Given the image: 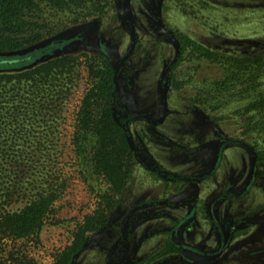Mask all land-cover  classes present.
I'll list each match as a JSON object with an SVG mask.
<instances>
[{
    "label": "rangeland",
    "instance_id": "374dc122",
    "mask_svg": "<svg viewBox=\"0 0 264 264\" xmlns=\"http://www.w3.org/2000/svg\"><path fill=\"white\" fill-rule=\"evenodd\" d=\"M158 2L156 19L150 9L152 0L129 1L139 44L119 74L117 113H134L132 129H138L139 135L148 129L193 127L192 115L198 111L206 119L209 117L213 132L221 129L241 136L264 155V0ZM82 5L57 10L44 3L42 18L61 29H54V34L25 50L1 53L19 55L53 38L80 37L71 49L20 67L0 69V74L17 75L69 55L61 67H55L47 76L34 73L28 79L26 75L0 77V214L21 209L41 196L54 199L39 232L19 239L5 234L0 245L3 264H54L88 215L107 207V216L112 217L116 209L125 216L134 202L130 199L140 201L137 194L143 185L135 184L132 189L130 186L132 171L137 170L130 153L134 148L131 143L123 154L128 182L120 193H113L111 208L103 199L109 190L108 182L85 166L100 144L95 136L85 137L89 130L83 128L81 115H104L107 109V104L100 101L84 107V99L96 79L92 71L100 74L104 63L119 62L130 44V23L123 0H84ZM176 35L191 37L216 56H202L187 45L183 63L173 75L180 89L172 94L164 86L167 74L163 68L175 59ZM229 57L239 59L234 66L239 77L223 84L230 67ZM213 137L211 150L205 147L208 169L215 166L219 156V138L214 134ZM78 138L85 143V153H79ZM253 159L246 146L229 147L223 163L229 185L238 195L249 191L252 194L236 201L235 214L216 208L219 222L211 234L198 236L195 250L168 256L163 264H264V178L253 180ZM173 204L172 208L142 213L133 223L109 218L95 232L79 264H111L110 258L125 251L127 233L136 246L132 261L140 259L139 243L146 235L148 223L166 234L175 225L178 210L175 201ZM198 225L203 226L200 221ZM243 229L246 234L239 235ZM166 249L164 244L161 250ZM159 250L149 252L148 257Z\"/></svg>",
    "mask_w": 264,
    "mask_h": 264
},
{
    "label": "flooded vegetation",
    "instance_id": "af4514ba",
    "mask_svg": "<svg viewBox=\"0 0 264 264\" xmlns=\"http://www.w3.org/2000/svg\"><path fill=\"white\" fill-rule=\"evenodd\" d=\"M119 1L114 0L115 3ZM129 1L123 0L124 13L130 23L129 47L116 65L112 61H108L115 68L114 79L117 83L114 98L115 104L113 106L114 115H120L117 113L119 74L122 66L127 64L133 57L139 44L137 23L129 11ZM158 3V0H152V8H150L154 10L156 19L159 18ZM146 4L151 3L146 1ZM133 26L136 35L134 47L132 44ZM176 41L177 53L175 59L171 63H167V65L164 63L165 66L163 68V73L167 74L164 86L172 94L180 89L177 81L173 79V75L182 65L185 53V51L182 53L181 60L177 63L180 45L183 44L185 47V43L181 35H176ZM194 114H196L192 115L194 126L189 127L190 129L186 127L187 129L184 130H172L171 128L163 127V129L158 130H143L140 131L139 135H137L139 133L138 129L137 132L132 129L135 122L134 113L119 116L127 119L129 144L131 143L132 147H134L133 149L131 148L130 153L135 159L137 170L132 171L130 186L132 189L133 185L142 184L143 188L137 194L140 201L136 202L133 197L130 199V201L134 202L131 203L128 212L125 214V216L127 215L126 217L116 209L112 217L110 216L109 218H112L115 222L123 220V224L133 223L136 219L135 217L142 213L174 207L173 201L176 202L178 213L175 225L167 234L159 230V228L153 229L148 223L146 235L139 243L140 259L132 261L131 258L136 252V246L129 241L131 234L127 233L125 251L119 257L110 258L108 262H111V264H127L129 259H131L129 264H163L169 260L168 256H181L186 249L195 250L198 236L200 237L203 233L205 237L211 234L212 227L219 222L216 217V208L225 209L226 212L235 214L236 201L242 197L246 198L252 193L249 191L243 195H238L233 191L232 186L229 185V178H226L227 174L223 163L226 151L230 146L239 145L249 148L254 155L253 163L256 169L252 175L253 180L259 181L264 178V155L258 147L249 143L243 137L232 136L224 130L215 129L213 132L212 126L209 125V117L206 119L205 115H200L198 111H195ZM191 133H193L192 137L197 136L198 138H192L190 136ZM213 134L219 138L217 149L219 156L215 166L212 169H208L207 160L209 157L207 152H205V147L208 146V151L211 150ZM165 136L168 138H165ZM257 153L260 158H258ZM183 192L184 194H182ZM171 218L174 219L175 217ZM199 221L203 224V226L201 225L202 228L198 225ZM245 231L246 229H243L238 234L245 235ZM94 234L90 236V242L76 257L74 264L80 263L83 254L93 242ZM164 244L167 249L162 251ZM157 249L160 250L156 255L148 257L149 252ZM145 257L148 258L145 259ZM166 258L167 260H165Z\"/></svg>",
    "mask_w": 264,
    "mask_h": 264
},
{
    "label": "trees",
    "instance_id": "16d2710c",
    "mask_svg": "<svg viewBox=\"0 0 264 264\" xmlns=\"http://www.w3.org/2000/svg\"><path fill=\"white\" fill-rule=\"evenodd\" d=\"M83 2L84 0H0V69L20 67L38 58H46L75 47L78 44V35V37L53 38L52 41L19 55H1L5 52L25 50L43 40L47 35L54 34L56 30L61 29L60 27L54 28L55 25L45 22L42 18V5L44 3L49 4L54 9L65 10L80 7ZM54 29L56 30L54 31ZM184 43L185 47L183 44L180 45L177 63L181 60L187 45L197 49L202 56L208 58L216 56L215 52L207 49L191 37H185ZM68 57L69 55H64L51 59L17 75L1 73L0 77L5 76L10 79L14 76L26 75L28 79L34 73L46 74L47 76L53 72L55 67H61V64H64L63 61L67 60ZM228 61L230 67L225 74V80L222 81L223 84L239 77L238 70L234 68L239 63V59L229 57ZM102 66L104 67L100 74L92 71L93 76L96 75V79L84 99V107H90L95 101H100L107 104V109L103 111L104 115H81V122L83 128L89 130L84 133L85 137L95 136L98 144H100L93 156L88 158L89 163L85 162V166L87 165V169H90L93 174L102 176L108 182L109 190L103 199L107 201L106 206L111 208L115 201L113 193H120L128 182V172L125 170L123 154L129 148V133L127 119L114 115L113 106L117 89V83L114 79L115 68L109 62ZM77 145L79 153L86 152L85 143L82 139L78 138ZM257 156L260 158L258 153ZM53 200V196H41L28 202L21 209L4 215L1 213L0 245L6 233L14 239H19L39 232L46 224L48 211ZM106 208L99 209L87 216L84 223L77 229L72 243L58 255L54 264L75 263L76 257L90 242V236L108 222L109 216L105 212Z\"/></svg>",
    "mask_w": 264,
    "mask_h": 264
},
{
    "label": "water",
    "instance_id": "95a60500",
    "mask_svg": "<svg viewBox=\"0 0 264 264\" xmlns=\"http://www.w3.org/2000/svg\"><path fill=\"white\" fill-rule=\"evenodd\" d=\"M135 40H136V35H135V28L133 26V28H132V44H133V47H134V44H135Z\"/></svg>",
    "mask_w": 264,
    "mask_h": 264
},
{
    "label": "crops",
    "instance_id": "0c3cea01",
    "mask_svg": "<svg viewBox=\"0 0 264 264\" xmlns=\"http://www.w3.org/2000/svg\"><path fill=\"white\" fill-rule=\"evenodd\" d=\"M182 194H184V192H183ZM182 194H181V195H182Z\"/></svg>",
    "mask_w": 264,
    "mask_h": 264
}]
</instances>
